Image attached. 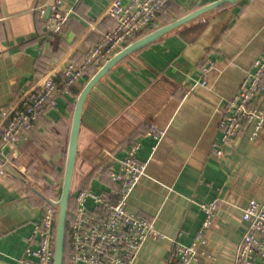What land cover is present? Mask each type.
Listing matches in <instances>:
<instances>
[{"label": "crops", "instance_id": "crops-1", "mask_svg": "<svg viewBox=\"0 0 264 264\" xmlns=\"http://www.w3.org/2000/svg\"><path fill=\"white\" fill-rule=\"evenodd\" d=\"M109 1L66 0L68 22L46 35L47 17L39 13L44 0H0V126L22 92L51 68L85 58L114 29L105 11ZM215 1L172 0L136 39ZM202 18L117 62L82 109L71 189L107 192V167L117 168L126 149L140 144L136 157L146 164L145 174L127 209L153 221L163 238L147 239L132 264H178L177 244L192 243L204 220L199 205L214 200L218 207L198 247L199 264H234L245 230L242 212L250 200L264 199V131L255 141L246 134L233 140L221 158L212 147L220 139L223 108L264 55V0L223 4ZM97 70L57 96L56 107L18 151L0 142L6 169L0 175V264H16L44 203L58 199L75 104ZM256 99L264 108V75ZM151 125L164 131L160 139L148 133Z\"/></svg>", "mask_w": 264, "mask_h": 264}, {"label": "built area", "instance_id": "built-area-1", "mask_svg": "<svg viewBox=\"0 0 264 264\" xmlns=\"http://www.w3.org/2000/svg\"><path fill=\"white\" fill-rule=\"evenodd\" d=\"M170 0H110L106 15L115 22L114 29L106 32L100 42L80 62L67 60L64 65L51 68L16 102L3 113L0 140L3 146L16 152L29 140L34 127L45 113L56 107V98L63 90L82 79L89 69H99L109 58L134 41L138 34L149 30ZM46 29L58 31L68 20L72 8L66 0H44L39 7L40 16L46 11ZM209 68L203 67V71ZM264 55L253 62L237 91L227 102L219 119L220 139L213 151L221 158L223 147L243 135L255 141L264 131V108L256 97L262 88ZM150 135L158 140L164 131L151 125ZM140 144L129 146L117 168L108 166V179L112 187L107 192H94L90 187L71 189L68 264H132L147 239L163 238L150 221L127 209L128 197L145 174L146 164L140 162L137 151ZM0 164V175L5 174ZM204 220L190 245L177 244L178 264H199L198 247L205 242L206 229L218 207L216 200L199 205ZM55 207L46 206L42 218L28 236V245L16 264H53V223ZM245 230L237 241L234 264H264V199L250 200L241 216Z\"/></svg>", "mask_w": 264, "mask_h": 264}, {"label": "water", "instance_id": "water-1", "mask_svg": "<svg viewBox=\"0 0 264 264\" xmlns=\"http://www.w3.org/2000/svg\"><path fill=\"white\" fill-rule=\"evenodd\" d=\"M237 1L239 0H217L215 2L206 4L182 16L181 18H178L177 20L170 22L164 26H161L147 33L146 35L132 41L122 50H120L119 52L114 54L111 58H109L86 82L83 89L79 93L75 104L72 123H71L67 160L65 165L63 182L61 186L59 199L53 203V206L56 207L58 210L57 221H56L53 264H63L68 205L71 197L72 175L75 164L76 147H77V139L79 133L80 120H81V113L85 100L90 90L109 71L111 67H113L117 62H119L123 58L141 49L142 47L152 43L153 41L157 40L158 38L162 37L163 35H165L166 33L172 30L180 31L185 29L186 27L202 22L203 21L202 15L213 9L223 4H234ZM48 13L49 11L47 10L46 17L48 16ZM8 168L10 169V171L15 173V171L11 167L8 166Z\"/></svg>", "mask_w": 264, "mask_h": 264}, {"label": "trees", "instance_id": "trees-1", "mask_svg": "<svg viewBox=\"0 0 264 264\" xmlns=\"http://www.w3.org/2000/svg\"><path fill=\"white\" fill-rule=\"evenodd\" d=\"M172 0H170L169 2H168V4H170V2H171ZM168 4L166 5V7L168 6ZM165 7V8H166ZM159 14V13H158ZM157 14V15H158ZM69 18H70V16H69ZM69 18H68V20H69ZM68 20L64 23V25L58 30V31H50V30H47L46 29V32H45V34L46 35H51V34H53V33H58L64 26H65V24L68 22ZM147 31V30H146ZM142 34V33H141ZM141 34H138L135 38H137V37H139ZM104 35V34H103ZM102 35V36H103ZM84 59V58H83ZM83 59H81V60H83ZM80 60V61H81ZM79 61V62H80ZM95 70H97V69H89L87 72H85L86 74L88 73L89 74V72H93V71H95ZM87 78H89L88 77V75H87ZM0 142H1V140H0ZM2 143V142H1ZM107 172H109V170H108V167H107ZM60 195V194H59ZM58 199H59V196H58ZM45 205L43 206V210H44V208L46 207V206H53V205H51L50 203H44ZM71 208H72V202H71V199L69 200V205H68V215H67V222H66V236H65V244H64V258H63V264H68V261H69V255H70V238H69V222H70V210H71ZM58 210H57V208L55 207V218H54V223H53V246H54V244H55V233H56V221H57V212Z\"/></svg>", "mask_w": 264, "mask_h": 264}, {"label": "rangeland", "instance_id": "rangeland-1", "mask_svg": "<svg viewBox=\"0 0 264 264\" xmlns=\"http://www.w3.org/2000/svg\"><path fill=\"white\" fill-rule=\"evenodd\" d=\"M57 200H58V199H57ZM57 200H56V201H57Z\"/></svg>", "mask_w": 264, "mask_h": 264}]
</instances>
